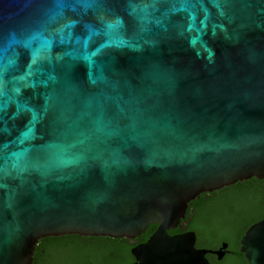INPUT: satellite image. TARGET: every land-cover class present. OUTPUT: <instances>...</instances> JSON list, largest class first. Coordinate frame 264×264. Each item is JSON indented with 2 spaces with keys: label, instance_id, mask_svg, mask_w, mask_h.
<instances>
[{
  "label": "water",
  "instance_id": "water-1",
  "mask_svg": "<svg viewBox=\"0 0 264 264\" xmlns=\"http://www.w3.org/2000/svg\"><path fill=\"white\" fill-rule=\"evenodd\" d=\"M0 44V264L152 224L136 264L224 256L169 231L200 195L264 179V0H0ZM240 244L264 264V220Z\"/></svg>",
  "mask_w": 264,
  "mask_h": 264
},
{
  "label": "trees",
  "instance_id": "trees-1",
  "mask_svg": "<svg viewBox=\"0 0 264 264\" xmlns=\"http://www.w3.org/2000/svg\"><path fill=\"white\" fill-rule=\"evenodd\" d=\"M264 220V179L252 178L211 193L189 204L186 218L170 235L192 231L197 246L212 248L227 243L228 258L245 260L241 239ZM158 225L152 224L135 239L66 235L39 241L34 264H133L132 249L149 240Z\"/></svg>",
  "mask_w": 264,
  "mask_h": 264
},
{
  "label": "snow or ice",
  "instance_id": "snow-or-ice-1",
  "mask_svg": "<svg viewBox=\"0 0 264 264\" xmlns=\"http://www.w3.org/2000/svg\"><path fill=\"white\" fill-rule=\"evenodd\" d=\"M55 2L58 5H62L65 2V0H55ZM181 3L182 4L186 3V0H181ZM64 27L70 28L71 24H66V25H64ZM35 38L36 37L33 36L29 40L24 41L23 42L24 46L27 48H30L32 40ZM6 52H7V49L2 44H0V113H2L6 107V101L4 100V97L7 96V92L5 89V81H4V75H5V71H6V67H7L5 65V62H4ZM40 59H41V56L39 54V51H37L33 55L32 60H31V64L28 65V70L26 71L25 75L20 77L19 79L20 80H27V78L33 74L32 73V65L38 63ZM9 63H14V61H9ZM19 91H20L19 87L14 88L15 93H19ZM17 109H18L17 115L19 114L20 111H24V110L32 112V121H30V123L39 119V114L32 111V109L27 108V105H25V104H18ZM3 131H5V129H0V132H3ZM29 131H30V129H29ZM26 134L27 133H25V135Z\"/></svg>",
  "mask_w": 264,
  "mask_h": 264
},
{
  "label": "flooded vegetation",
  "instance_id": "flooded-vegetation-1",
  "mask_svg": "<svg viewBox=\"0 0 264 264\" xmlns=\"http://www.w3.org/2000/svg\"><path fill=\"white\" fill-rule=\"evenodd\" d=\"M223 247V245H218L216 247H212V248H204V247H199L196 244V248L199 250H208V251H212V252H216L221 250ZM233 252H231L229 250V246L223 250V254L224 256L219 257L216 254L213 253H208L206 255V258L208 260V262L210 264H249L248 260L245 258V260H240V259H233V258H228L227 256L229 254H232ZM83 264H86L85 262H83ZM133 264H136V261L134 260Z\"/></svg>",
  "mask_w": 264,
  "mask_h": 264
}]
</instances>
